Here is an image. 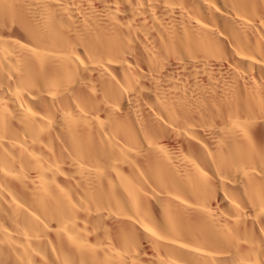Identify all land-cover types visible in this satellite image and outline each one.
Returning a JSON list of instances; mask_svg holds the SVG:
<instances>
[{
  "label": "bare ground",
  "instance_id": "1",
  "mask_svg": "<svg viewBox=\"0 0 264 264\" xmlns=\"http://www.w3.org/2000/svg\"><path fill=\"white\" fill-rule=\"evenodd\" d=\"M0 264H264V0H0Z\"/></svg>",
  "mask_w": 264,
  "mask_h": 264
}]
</instances>
